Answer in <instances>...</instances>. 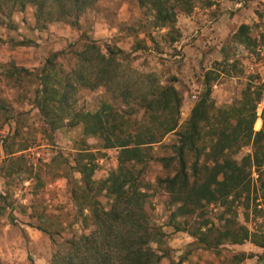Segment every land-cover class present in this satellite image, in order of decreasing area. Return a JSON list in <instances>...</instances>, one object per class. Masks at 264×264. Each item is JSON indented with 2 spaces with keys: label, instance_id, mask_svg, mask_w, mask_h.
<instances>
[{
  "label": "trees",
  "instance_id": "obj_1",
  "mask_svg": "<svg viewBox=\"0 0 264 264\" xmlns=\"http://www.w3.org/2000/svg\"><path fill=\"white\" fill-rule=\"evenodd\" d=\"M98 1L0 0V27L17 28L14 13L32 6L37 28L47 29L53 23L64 22L80 33L81 45L74 51L71 68H63L58 62L61 53L54 52L41 67L10 63L0 73L16 83L35 73L38 84L33 105L41 115L43 133L52 136L61 128L82 125L84 136L99 138L104 148L118 149L116 169L101 180L94 178L95 154L87 149L76 152L74 168L81 176L72 186L71 198L87 231L65 235L60 229L47 228L45 222L39 224L38 228L50 235L53 244L49 263L183 264L168 245L165 232L154 222L152 193L144 189L141 181L145 165L153 159L155 144L170 152L159 157V161L171 174L159 177L154 191H161L164 201L174 207L171 218L176 230L186 229L183 225L187 222L179 218L197 215L201 221L190 231L197 244L220 252L225 243L250 241L264 249V233L241 224L233 208L236 201L243 199L249 206L250 201L264 197V193L260 194L264 192V109L262 127L255 129L264 83L251 77L239 99L218 107L211 95L212 82L217 78L212 68L205 73L204 90L189 117L180 124L184 96L174 84L176 78L162 83L155 73L138 71L118 45H101L81 30L80 18ZM137 1L151 12L155 27L167 29L169 46L182 36L177 27L178 16L190 15L196 6V0ZM250 30L251 25L241 24L233 39L254 49L257 43ZM0 42H4L1 36ZM32 42L22 40L17 45ZM224 60L220 65L232 74L236 65ZM84 88H104L110 99L103 100L94 111L77 110L78 94ZM2 117L4 122L12 117L3 98ZM169 134H174L175 139L164 143ZM245 146H250L251 151L236 159L234 155ZM26 148L6 149L11 161L7 169L13 165L9 174L19 166H14L15 159L22 156L17 154ZM5 200L0 192V215L6 209L1 204ZM211 204H219L224 208L223 214L230 212L232 217L226 219L222 215V225H210V220L204 218ZM254 256L241 251L233 253L229 261L240 264ZM258 262H264V253L258 255Z\"/></svg>",
  "mask_w": 264,
  "mask_h": 264
},
{
  "label": "rangeland",
  "instance_id": "obj_2",
  "mask_svg": "<svg viewBox=\"0 0 264 264\" xmlns=\"http://www.w3.org/2000/svg\"><path fill=\"white\" fill-rule=\"evenodd\" d=\"M195 4L193 13L208 15L205 25H212L208 19L224 17L225 33L216 42L209 41L208 33L213 29L204 34L201 31L183 32L180 28L182 19L188 15L181 14L177 27L182 36L175 45L169 46L165 36L167 29L155 27L151 12L141 8L137 0H99L80 18L83 32L101 45H118L126 51L130 64L138 71L155 73L162 83L177 79L174 84L184 96L180 124L189 117L204 90L205 73L212 68L217 78L212 82L211 95L218 107L229 106L239 99L251 77L264 83V0H196ZM244 15L251 25L250 33L256 39L254 49L233 39ZM13 18L17 28L0 27L4 41L0 42V73L10 63L28 68L41 67L54 52L61 53L58 62L63 68L73 66L74 51L81 45L76 28L64 22L53 23L47 29L37 28L32 6L16 11ZM199 35L202 41L197 45ZM28 39L33 42L17 45L18 41ZM224 59L236 65L232 74L220 65ZM0 77V99H4L12 113L5 122L3 117L0 118V192L6 196L1 202L6 209L0 215V264H50L53 244L50 235L38 228L39 224L45 222L47 228L60 229L65 235L87 231L71 198L72 186L81 176L74 168L76 152L87 149L95 154L94 178L101 180L116 169L118 149L104 148L99 138L84 136L82 125L61 128L52 136L44 134L41 115L33 105L38 84L35 73L24 76L21 83L9 80L3 74ZM109 99L104 88H84L79 91L75 107L94 111L103 100ZM261 127L262 118L258 116L255 129ZM175 137L169 134L163 142L168 143ZM22 146L27 148L17 154L22 156L15 159L14 166H19L9 174L13 165L7 169L11 161L6 149ZM250 151L251 147L245 146L234 157L240 160ZM169 153L160 144L153 145V159L145 165L141 181L144 189L152 193L154 222L165 232L175 257L182 259L183 264H230L229 257L233 253L245 251L255 256L240 264H264L258 262V255H263L264 249L250 241L225 243L220 252L197 244L190 232L201 221L197 215L179 218L187 222L183 225L186 229L176 230L171 218L174 207L164 201L161 191H154L157 179L170 173L159 161V157ZM254 177L257 179V173ZM233 208L241 224L253 232L264 233V197L250 201L249 206L243 199L236 201ZM223 212L222 206L211 204L203 218L209 219L210 225L220 226L225 220H221L222 215L226 219L232 217L230 212Z\"/></svg>",
  "mask_w": 264,
  "mask_h": 264
},
{
  "label": "crops",
  "instance_id": "obj_3",
  "mask_svg": "<svg viewBox=\"0 0 264 264\" xmlns=\"http://www.w3.org/2000/svg\"><path fill=\"white\" fill-rule=\"evenodd\" d=\"M206 16L208 15L203 16L202 14H197L195 12L192 13L191 15L183 16V19L180 18L182 19V22H183V25L180 27L181 30L183 32H186L187 34H189L192 31H195L196 33L201 31L204 34L209 29L211 30L213 29L214 31H211L210 33H208L210 35L209 41L216 42L218 40V37L225 33V27L224 25L222 26V21L224 20V17L221 15L219 16L220 18L218 17V19L216 20L208 19V23H211L212 25L210 24L205 25V23L207 22ZM243 23L249 24V20L245 18V15L243 16ZM201 38L202 36L199 35L198 40L196 41L197 45H199L200 42L202 41Z\"/></svg>",
  "mask_w": 264,
  "mask_h": 264
},
{
  "label": "built area",
  "instance_id": "obj_4",
  "mask_svg": "<svg viewBox=\"0 0 264 264\" xmlns=\"http://www.w3.org/2000/svg\"><path fill=\"white\" fill-rule=\"evenodd\" d=\"M263 109H264V96L262 97V100L258 103V107H257V114L259 117H261Z\"/></svg>",
  "mask_w": 264,
  "mask_h": 264
}]
</instances>
